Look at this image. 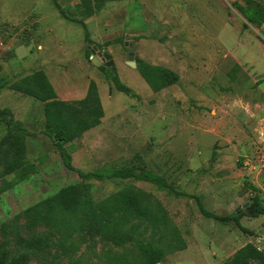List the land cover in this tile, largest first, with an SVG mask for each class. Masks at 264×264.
Instances as JSON below:
<instances>
[{"label":"rangeland","instance_id":"rangeland-1","mask_svg":"<svg viewBox=\"0 0 264 264\" xmlns=\"http://www.w3.org/2000/svg\"><path fill=\"white\" fill-rule=\"evenodd\" d=\"M56 1L60 9L55 0H0V81L13 83L43 69L65 100L82 98L89 82H97L105 117L100 126L67 144L76 168L88 172L128 166L136 173L163 176L222 216L255 195L264 203V146L247 149L239 140V132L251 137L261 132L251 126L254 117L240 113L243 107L237 101H252L260 94L257 85L264 87V24L243 26L237 3L244 5L245 0ZM90 42L96 52L109 53L114 60L110 68L115 67L135 95L118 91L106 79L104 61L91 52ZM130 48L137 57L177 72L179 82L154 92L137 67L128 64ZM6 107L12 116L0 114V139L11 117L27 127L33 135L24 138V168L35 169L26 175L23 171L24 180L0 194V243L7 233V248L14 256L22 251L19 237L42 234L50 243L31 254L27 264H73L79 258L84 264H107L104 253L115 251L114 246L86 229L73 231L75 250L65 253L57 245L55 223L62 218L76 221L71 213L57 211L51 227L39 220L34 205L83 182L41 133V101L4 87L0 108ZM249 109L244 107L247 114ZM6 159L3 153L2 166ZM17 177L16 172L9 174L0 185ZM87 184L95 201L131 187L146 203L164 208L187 247L169 252L157 264H220L249 242L264 250V216L244 215L240 222L249 230L244 231L233 220L224 224L205 217L196 198L133 177ZM135 224L146 241L166 244L169 229L160 232L146 222ZM128 255L134 264H142L134 247Z\"/></svg>","mask_w":264,"mask_h":264},{"label":"trees","instance_id":"trees-1","mask_svg":"<svg viewBox=\"0 0 264 264\" xmlns=\"http://www.w3.org/2000/svg\"><path fill=\"white\" fill-rule=\"evenodd\" d=\"M55 2L60 9L56 0ZM237 9L245 19L243 23L245 28L250 25L260 27L264 24L263 3L256 0H245L244 5L237 3ZM64 15L69 18L65 12ZM86 40H90L88 34ZM135 60L139 73L154 92L177 84L180 80V75L166 66L151 64L141 57H136ZM101 69L106 79L112 81L118 91L127 95H135L134 89L121 81L115 67L108 68L104 64ZM1 81L0 89L8 87L44 102L45 126L41 133L51 139L66 168L76 172L83 182L67 186L32 207L39 220H43V223L50 227L57 211L69 212L75 218L76 221L62 218L55 223L57 224L56 232L53 235L59 233L57 245L65 253L77 248V243L71 236L73 231L78 229H86L114 246L115 251L104 253L107 264H134L128 255V249L131 247L136 250L139 262L142 264H157L169 252L184 250L187 247L179 227L170 222L168 214L161 205L146 203L140 192L131 187L118 190L106 198L95 201L89 193V184H87L92 180L103 182L113 178L133 177L139 181L149 182L176 195L196 198L205 217L216 219L224 224L233 220L238 227L249 231L240 222V219L246 215L244 211L239 214L235 211L227 216L211 212L204 207L198 196L176 189L163 176L136 173L128 166L105 167L88 172L76 168L72 164V155L66 148L67 144L100 126L105 117V109L95 80L89 82L86 95L76 100L59 98L53 83L43 69H38L13 83L4 79ZM0 114L12 116V110L8 107L0 108ZM7 127L6 134L0 139V181L14 172L18 174V177L6 186L0 185V194L23 181L25 175L35 169L34 166L24 168L27 152L24 138L27 135H33V133L12 117ZM5 144L8 145L6 148H4ZM3 153L7 159L2 166ZM10 154L11 156H9ZM23 171L25 175H23ZM248 208L252 211V217L264 216V203L259 195L252 198ZM136 221L146 222L160 232H163V229H169L168 235L166 232L163 234L168 236L166 244H155L153 241H146L142 238L143 234L139 232L137 224H135ZM75 222H78V227ZM7 235L6 233L5 240L0 243V264H27L31 254L46 248L50 243L49 238L42 234L33 235L29 239L19 237L17 242L22 246V251L17 255L10 256L7 248L9 243ZM15 235L19 234L16 232ZM73 264H84V262L79 258L74 260ZM220 264H264V250L249 242Z\"/></svg>","mask_w":264,"mask_h":264},{"label":"crops","instance_id":"crops-1","mask_svg":"<svg viewBox=\"0 0 264 264\" xmlns=\"http://www.w3.org/2000/svg\"><path fill=\"white\" fill-rule=\"evenodd\" d=\"M256 79L257 78H255V80ZM256 81H259V80H256ZM256 84H258V82H256ZM257 86H258L257 87L258 90L260 91L259 95H255L254 96L255 98H253L252 101H247V102H245V104L243 102H238V101L236 104V105H238L237 107H243L241 109L239 108L240 113L242 115H244L245 117H249V115H250V117H252V119L254 117L255 121L252 120L251 126H253L254 130H258L259 132H261V135L255 134L254 137H251L250 135L246 136L243 133L239 132L240 133V135H239L240 145L247 148V149L251 148V146L255 145V144L257 146H258V144L264 146V87H262L261 85H257ZM86 92H85V95H86ZM42 104L44 107V102H42ZM234 107H236V106H234ZM244 107L252 108V110L251 109L248 110V113H250V114H247V111L244 110ZM254 109H256V111H254ZM252 115H255V116H252Z\"/></svg>","mask_w":264,"mask_h":264},{"label":"water","instance_id":"water-1","mask_svg":"<svg viewBox=\"0 0 264 264\" xmlns=\"http://www.w3.org/2000/svg\"><path fill=\"white\" fill-rule=\"evenodd\" d=\"M69 15L72 16L71 13H69ZM125 45L128 46L129 45V41H126ZM88 46H89V49L91 50V52L93 54L96 53L99 57L102 58V60L104 61V64H105L106 67L110 68L114 64V60L112 58H110L109 53L102 52V51L96 52V50L94 48H92V42H90L88 44ZM137 55H138V52L135 51L134 48H130L129 49V55H128V60L129 61H128V64H130V66L137 67V63H136V60H135ZM251 202H252V200H250L249 202L245 203L242 207L237 208L236 212L239 214L241 211H244L246 214H250L251 215L252 211L247 209Z\"/></svg>","mask_w":264,"mask_h":264}]
</instances>
